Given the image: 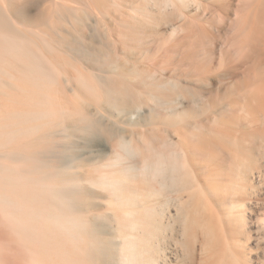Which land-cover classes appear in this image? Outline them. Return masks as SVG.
<instances>
[{
    "label": "rangeland",
    "instance_id": "374dc122",
    "mask_svg": "<svg viewBox=\"0 0 264 264\" xmlns=\"http://www.w3.org/2000/svg\"><path fill=\"white\" fill-rule=\"evenodd\" d=\"M30 1L29 0H7V1L6 0H0V2H1V4H0L1 5L0 6V25H1L0 26V50L2 51V52H0V55H3V56H0V62H1L0 66L2 65L1 68L5 67L4 68L5 70H7L8 68L10 69V67H12L10 69L12 71H10L9 69L7 70V72L1 71L2 72L1 75L3 73L4 74L8 73V74H6V76L4 75L6 78L2 77L3 75L0 76L1 80L3 78H5L2 80V81H4V83L2 81H0V84H1L0 85V98H3L4 96H6L9 93H12L11 91H13V89H15V87H16V84L14 85V82H16V80H15L16 78L21 76V74L22 75L25 74V72L28 71V69H30V68L31 69L28 71V73L31 72V70H32L31 73L35 72L33 67L37 64V62H38V64L34 68L37 69L38 68L37 66L39 64L41 66L39 68H43V62H46L45 59H47L48 62H50V63L53 62V66L55 63H57L59 65V67H58V65L55 64V66H57V68H58V69L57 68H55V69H57L58 71L60 70V72H61L62 78L59 75L60 76L59 78L63 79V81L60 79L61 84H60V81L59 82L56 81V78L58 77L57 75H56L57 77L55 78L56 82L54 81V78H50L56 84L61 85V87L56 85V90H58V89L61 90L62 88L64 90L66 89L65 90L66 94H68L69 96L68 95L67 96L65 95V96L67 98H69L70 100L73 98L79 99L82 97H84L83 99H86L85 96L91 100L90 97H91L92 92L90 90H86L87 88H85V87H84L85 88V90H84V88H83L84 84H82L83 86H81L80 85L81 82H78L79 78L81 79V77H82V79H83L85 76H87V75H85L86 72H84L83 74L81 73V69H84L82 71H85L86 69H87L86 71H89L88 67L91 66V68L93 67L92 69L89 68L91 71L94 68H97L96 70L94 69V71L92 73L95 72V74H96L99 72L101 75L102 71H104L106 69H103L102 71L98 70V69H101L102 67H100V66L103 65V64L98 65V63H99V58L103 57L101 55L104 51H105L104 53L110 52L111 56H113L114 53L115 54L120 53L119 55L127 58V59H125L123 57L125 60L119 61V62H122V63H120L121 65L119 64L120 67L122 66L123 63H124L123 65L125 67L122 66L124 69L118 68V70L119 71L121 70L125 73H127V70H128L129 75L136 74V76L134 75L133 77L134 78L136 77L137 79L139 77V76L137 77V75H139V73H140L141 75H140L139 79H141V80L143 79L142 81H144V80H146V81L145 82L140 81V83L137 81L138 83H135V84H137L136 86H138V84H139L138 87L143 86V85H141V83H143L145 85L147 83V86H148L154 82L151 80V83L149 84L150 80H148L149 76L151 77L152 72H153L152 76L155 78V80L156 79L158 80V78L161 79L162 76H163V78L167 76V78H164V79H168L169 77L171 78V76H174V77H172V79L173 78L182 79L180 81H182L183 84L186 83V85L189 84V82L191 81V80H189V78L190 79L193 78V80L194 79L196 80V84H197V85H195L196 88H197V86H199V88H201V89L198 88V90H201L202 92L204 91L203 93H205L204 94L205 98H202V101H201V97H203V95H202V92L200 91L201 92L200 97H199V100H200L199 103L200 104H198L199 106L196 109H194V110L191 109V100H187L190 98L181 97L180 98V104H178L176 106L175 111L171 112L169 110L168 111L166 110L165 112L164 111L162 112V110H160L162 113H159V114L156 113L157 111L156 112L154 111V113L152 112V115L154 116V119H153L154 121L152 120L153 122H151L152 125L150 123L151 120H149L148 123L146 122L148 120L147 115H149V114H145L146 116H143L142 118H140L139 121H141V124L144 125L145 131H148L147 134H151L152 132H154V134L156 133L161 138L168 137L171 140H174V141L176 140L175 142H177V140L179 141V139L181 137H183V138L186 137V133H189V131H191V132H192V130L195 131L197 128H198V130H201L200 131L201 134L204 135L203 138L206 141H209L208 143L210 144L212 151H214V152H210V153L207 152L206 153L207 156H209V158L211 157L210 159H212V161H210L208 158L206 159L207 160L206 161L205 158H203V156H205V155H202V153H201V157H199L200 155L198 157L194 156L195 159L193 158L192 164L194 163L196 167L202 169V170L199 169V171H198L199 176H200L199 178H201L202 181L204 180V185L207 188H209V186H210V189H211V187H214V190H213L214 194L212 196L214 197L216 195L217 197H215L214 199L216 201L218 200L217 202L214 200V206H209L210 212L212 211L209 215L212 214V216H214V218L212 217L211 221H212V223H214L213 226H214V230H215L214 231V237H213L214 241H212L214 243H211L209 240H212L213 238L209 239L208 237H206L204 235V233H202L203 231H202L201 226H200L201 225L200 223L202 222L201 218L203 216V210H204V206H205L204 198L201 197V194L197 195L195 193V191H198V189H195L197 187H194L191 184L189 185V187L187 189H183V191H181L180 193H178L177 191L175 192L176 189L175 190L169 189V190H167L168 192L167 191L163 192L161 194L163 196V199H162V196L160 194L155 195V196L153 195V197H156V198L151 197L152 196L151 194H147V193H149V191L148 192H145V191H147L148 188H150L148 190H151L152 185L150 184V186H149V183H145V181L143 182V181H140V179H139L140 182L138 181L137 187L140 189L139 192H140L141 198L135 197L137 200V202H136V200H134L135 198L133 195L132 200H134L133 201L134 204H132V202H131V204H129V206H127V204L126 205L115 204V202H111L112 203L111 204L110 202H108V201H110V200H108V199H110V198H108L110 196L108 195L107 192H105V195H106V197H105L104 193H102L101 191L95 192V190L92 189V192H91V190H90L91 187L84 189L85 191L87 189H89L88 190L89 199H87L88 197L82 199L83 197L80 198V195L77 193V192H79L78 190L80 187L79 186H74V187L72 186L70 188V190H68L69 193L68 192L67 193L69 194V196L72 195L70 204L73 206V209L69 203L68 204L71 208H68L69 207L68 205H66V208H68L69 212H70V209H72L71 214L73 215V213H75V216L73 215L75 220L80 217L82 220L80 218H79V220H81L82 222L84 220H89L90 224L91 223L93 224V222L90 221L92 218H93L92 221H95V222L98 221L97 223L99 224L100 227L101 226L102 227L100 229V227L97 226L98 224H96L97 227L96 226L95 227L100 230V231H97V233H99L98 235L99 236L101 235L100 237L103 238L104 236H106V232H108L107 236L104 237V239L106 238L105 240H107V237H108L107 241H109L110 237H113V238H110L111 240L109 243L110 245L112 244L111 245L112 249H111L110 245H108L109 247L106 245L105 249H106V247H107V249L105 251H107V253L102 249L99 250L97 253L96 251L94 252L95 249L93 250L92 246H90L91 248L89 246H87L86 247L87 252H86L85 251L86 245H89V244L93 245V246H95V245L93 242V238L89 234H85L82 232L83 225H82V222L79 220L76 221V224H77L76 226H78L76 228L81 231V232L79 231L81 235H79V237H78L79 241H78L77 246L78 245L79 246L85 245L84 250L82 251V252H84V254L83 253L80 254L81 248H80V251L78 248H73V247H77L75 243L71 244V246L73 245V247H72L73 249H70V247H67L70 243H67V246L62 245V244H65L66 241L68 240V239H66V241L64 242L63 238L59 237V236H63L64 234L62 232H64L65 235L63 237L66 238V231H64V229H60L61 232H60V230H56V232L58 231V233L56 234V236L54 235V237L55 238L58 237L60 239V240L58 239V242H57V240L54 239V237H52L53 235H52L51 231H50V234H51L50 238H53L55 241L51 240V242H50L49 236H47V234L49 235V233H47V231H44V233L42 232L43 235H42V233H40L41 235L40 234L39 235L42 236V238H43L42 240L49 241V242L44 241V243H53V244L56 243L57 246H59L61 241H63V243L60 245L65 250L63 248L60 249L61 246L56 247V249H55L53 247L54 246L53 245L51 248V246L49 247L50 244L46 245L43 243V241L42 242L40 241V243H42L43 245L38 246V244H40V243H37V241H39V240H35L32 238V240H35L34 243H36V248L38 249L39 247H43V246L47 247L48 246L49 248L47 247L48 249L47 248L46 249L48 250V253H51L50 255H52V256L46 255L47 251L44 249L45 247L40 252L45 250L46 251V252L44 251L45 256L46 257L50 256L49 258L53 257L52 259L56 258L57 263L59 261V264H64V262H63L65 260L64 258L68 255L70 256L69 252H71V250L73 251V252H71V257H70V259H69V257L66 258L69 261L65 260V262H66L65 264H76V263L79 264V262H80V264H83V263L84 264H108V263L111 264V263H113V261H115L113 264H124V262H125L123 260L124 258H121V257H125V255L122 256L120 253V250H119L120 249L119 244L120 245L122 244L123 239L121 240V237L119 236L120 239L118 241L117 238H119V237H117L118 235H116L118 233L115 234L118 226H120L119 224H117V223H119L120 220L117 219L118 222H116V220L111 221V219H108L107 217H109V214L110 215L112 214L113 210L114 211L118 210L117 214L120 215L122 212V209H123V212L121 214V217H123L124 211H129L130 209L133 210L136 206L135 210H137V211H135V210L133 211L136 213H133V212H131V213L133 215L137 214L136 217H138V218L140 217L138 219V222L139 223H145V225L143 224V226H142V224H141L139 226L137 224L138 228H136L137 227L136 222H134V221H136L135 218L134 217H129V218L126 217L127 220L124 218L121 219L122 222H120V224H123V223L124 224L122 225V227L121 226L120 227L123 229L124 228L126 229V226H127V229H126L127 233L130 232L134 235L136 233L137 234L139 233V235L141 237L136 234L135 235L136 238L144 237V238L140 239V241L143 239H146L145 233L147 230L145 231V229L150 228L151 226L149 227V224H146L147 220H143V219H146V218H144V216L147 217V212L150 210V208L155 209L156 210L155 213L157 212L156 213L157 219H154V220H156L157 226L154 224V222H155L154 221L152 228L153 229H155V228L160 229V227H161L162 230L161 229L160 230L162 232L160 230H158V232H157L158 234L156 235V237L159 239H157L155 237L156 240L153 239V241H150V242H152L153 247L157 249V252H158V254L156 253L158 255L157 257L160 256V258L163 260V261L160 260V262L158 261L159 263H162V264L165 263L166 264V262H167V264H232V263L233 264H264V229H263L264 227L262 228L260 226V224L264 220V143L261 142L262 139L259 138V137H261V134H262V136L264 135V131H263L264 130V123L262 124V118L264 120V116H262V114L264 113V108L259 107V106H263V104H264V103H262V102H264V99H263L264 98V66H263L264 60H261V59H263L262 57L259 58V56L254 55V52H256L255 50H257V51L261 50L260 52H263L262 54L264 55V18H263L264 17V12H263L264 11V0H253V1L252 0H183V1L182 0H171V2H168V3L170 4L173 1H176L177 2V9H179V8L180 9L175 10L176 6L172 8V6H170L167 3V5H169V7H170V8L169 7L167 8L166 4H165V7L167 8L168 11L165 8H163V10L165 9L164 11L159 10L161 6H164V4L161 5L160 7H156V5H155L156 3L159 6L158 0L157 1L155 0L156 2L154 0H148L149 1L148 3H147V1L145 2L143 0L142 1L141 0H132V1L131 0L130 1L129 0H100V7L96 6V5H99V3H98L99 0H98V2H97V0H94L97 3H93L94 1L92 0L93 1L92 5L89 4L91 2V1L89 2V0H87L88 2H86V0H81V1L78 0L80 2V4H78L79 2L77 0H74V1L73 0H66V6L68 7L67 8L68 12L73 14V16L70 14L69 18L72 17L73 21L71 20L72 18L66 20L68 18V16L65 19V18H63V16H61L58 13V11L56 9L57 7H55V6H57V0H56V4H55L54 0H43V1L42 0H33L34 3L33 2L32 3L34 5L33 4L30 5L29 4ZM40 1L44 4L40 3ZM84 1L86 3H88L89 5L86 7L82 6V5H86ZM115 1H119V2L116 3ZM121 1H122V4H121L122 6H118V5H120ZM151 1H154L153 4L154 3L155 4L153 5ZM160 1H162V0H159V2ZM164 1H166V0H164ZM168 1H170V0H168ZM27 3L29 4V6ZM35 3H37V4L35 5ZM81 3H82V5H81ZM2 4L3 5L5 4V5L9 6L10 8H14V9L16 7H21L22 5H23L22 7L28 6V8L26 7L25 9H26V11H28V13L30 15L27 18V20L25 21V20H20L21 18L18 19V17L16 15H14V13H13V15H14L13 17H15V18L17 17L16 22H14V21H12V19H10V17H8V16H10L8 14V12L4 11L6 6L4 5V9H3ZM172 4L175 5L174 2ZM32 5L34 8L32 7ZM93 5L96 7H94ZM136 5H137V8L134 7ZM92 6H93V9L97 8L99 10L97 12L91 8L89 10L88 8L92 7ZM128 6L130 7V9L132 11L129 9ZM142 7L144 8L143 9L144 11L142 10ZM145 7H147V10H145L146 9ZM71 8H74V9H71ZM97 9H95V10H97ZM81 10L85 11V12H82ZM128 10H130L131 12ZM180 10H181V12H180ZM91 11H94V12H91ZM100 11L102 14L100 13ZM137 11H140L141 13L139 12L140 13L139 14ZM172 11L174 12V14ZM175 11H179V14H178V12H175ZM79 12L81 13V15ZM76 13L77 14L79 13V14L77 15ZM128 13L131 15L129 16ZM165 14H167V15H165ZM53 15H55V16H53ZM74 19H75V22H74ZM13 20H15V19L13 18ZM18 20H19V22H17ZM11 21L14 24L11 23ZM20 21H22V22H20ZM71 21L73 23H75L76 25L75 24L73 25ZM18 23H19V25H18ZM22 23H24L25 27L22 26L23 25ZM192 24L195 28L192 26ZM42 25H44V27H45V25L49 26V27L44 28ZM41 27H43L46 30L48 29L47 32H50V34L52 35V38L50 37L51 35L47 33L49 36L48 38L46 37L47 40L42 39L45 36H47V34H45L44 37H43V35H41V37H40V34L45 33V32H43V33L41 32V29H43ZM181 27H182V29L180 30ZM124 30H126V31H124ZM176 30H178V31L176 32ZM22 31L24 34L22 33ZM113 31H115V32L117 31V32L115 33ZM194 31H196V32H194ZM10 32L13 35H11ZM107 32H108V34H107ZM111 32L116 34V37L118 39V40L116 39L117 42L120 41L119 37L121 34H122V36L127 35V37L124 36L125 38H124L123 42L122 41H120V42H121V45H123V43H126V44L128 43L127 45L130 44L129 47H127V49H124L126 46H124V47L122 46V48L119 49L120 51H118L117 53L115 52L116 49H114L115 46H114V48H113V45H111L112 47L111 46L108 47L110 44H112V43L109 44V42H110V41L108 42L109 37H107V35H110L109 33H111ZM14 34H15V36H14ZM117 34H119V37L117 36ZM10 37H11V39H10ZM15 39H17V41H14ZM30 40L33 41L34 43L30 42ZM62 40H64L63 43L60 42ZM19 41H21V42H19ZM25 41L29 42V43H26ZM56 41H58L59 44ZM8 42H10V44ZM64 42H66V43H64ZM120 42H119V45H120ZM15 43L16 44L19 43L17 45L21 44L20 47L22 46L23 43H25L26 46L23 44V46H24L23 49L22 48L16 49L17 45L15 46V48H13L14 47L13 45H15ZM44 43L47 46H43V45H45ZM71 43L74 44L75 47H74V45L72 46ZM27 44H29V46L31 44V46L29 47V46H27ZM32 44H33V47H32ZM50 44H52V45H50ZM37 45L40 46L38 49L39 53H36V52H38L37 51V48H38ZM119 45H118V48H119ZM1 46H2V48H1ZM34 46H36L37 48ZM27 48H30L31 52L34 50L33 54L34 53H36V54L32 55L30 50L28 53ZM101 48H102V50L97 52V50L101 49ZM104 48L105 49L111 48V50L114 53L112 54L111 50L110 51H107V50L103 51ZM252 48H254V49H252ZM21 49L24 50V52L23 51H22V53L19 52L22 55L20 54L21 56L17 57V52L19 50L21 51ZM122 49L125 50V52L123 54H121ZM16 50H18V51H16ZM85 50L89 51L88 53L91 52L90 58L94 57V56H96V57L101 56V57H97L98 62L95 59H94L95 60L94 61L93 58L87 59L86 56H89L90 54L87 53L88 55L87 54L85 55V53L87 52ZM94 50L96 52V55H95V53H93ZM251 52H253L252 55H254L253 56L254 58H252V55H249V54H251ZM19 53H18V55H19ZM97 53H99V54H97ZM40 54H42V55L44 54L45 58H44V56L42 57ZM14 56H15V58H14ZM27 56H28V58H27ZM22 57H23V59H22L23 62L21 60L20 61L23 64L21 65V63H19L20 61L18 62L15 59L18 60V59H21ZM32 57H34V58H32ZM39 57H41V58H39ZM96 57H94V58H96ZM42 59H44V61ZM13 60H14V62H13ZM26 60H29V62ZM261 61H262V63H261ZM2 62H3V64H2ZM25 62H27V64ZM94 62H96V63H94ZM190 62L196 63L195 64L196 66H194V63L192 65ZM30 63H31V65H30ZM180 64H182V65H180ZM8 65H10V67L6 68ZM27 65L29 66V68ZM32 65H34V66H32ZM45 65L47 67V62L44 64V66ZM49 65L50 64L48 63V67H49ZM51 65H52V63H51ZM98 66H99V68H98ZM136 66L138 69H135ZM192 66H193V68H192L193 70L190 72H192L191 75L193 77H191L190 75H189L190 76L189 77L187 75V73H188L189 69H191ZM13 67H15V68L13 69ZM46 67L44 69H46ZM48 67L45 70L46 73L48 72ZM77 67L81 68V69H78ZM62 68H63V71H62ZM74 68L76 69V71L80 70L81 77L78 74H75L77 72L75 70L73 71ZM103 68H105V67H103ZM108 68H110V67H108ZM126 68H129L130 70L131 69L132 70L130 71L129 69H126ZM178 68H180V70H182V71H180ZM17 69H18V71H17ZM49 69H51V68H49ZM97 70H98V72H97ZM110 70H111L110 72H113V73H115L114 71L118 72L117 68L114 69V67L110 68ZM146 70H149V71H146ZM152 70H154V71H152ZM194 70L196 71V74H195ZM9 71H10V74H9ZM13 71H16V72L13 73ZM21 71H25V72H21ZM64 71L66 72L64 74H68L67 77L70 76V79L68 78V80H70V81H68V83L69 82L71 83V81L74 82V83L70 84V87H71V85H73L72 87L74 90L76 89L75 91H77V89L78 90L80 89V91L75 92V93L80 92V94H78V95H80V96L83 95L82 97L78 96L77 94H75L76 97H74V93H73L74 91L71 92V90H70V89H72V87L70 88L67 83H64V82H66L64 80H67V79H65L67 77L62 75V73ZM91 71L88 72L89 76L92 75V74H90ZM168 71H169V73H168ZM18 72L21 73L19 76H18ZM128 73L126 75H128ZM14 74H17V76ZM7 75H11L12 78H10L8 76L10 78V81H9V78H7ZM52 75H54V72ZM97 75L99 78L101 77L99 74H96L95 76H97ZM155 75H157V76L155 77ZM72 76H73V78L71 80ZM77 76L79 78H77ZM13 77H14V80H13ZM98 77H96V78L98 79ZM130 77H132V76H130ZM11 79H12V81H11ZM50 79L48 80V82H50ZM82 79H81V81H82ZM129 79H131V81L134 80L133 78H129ZM186 79L189 80V82H186L185 81ZM6 81L8 83L13 82L12 84L10 83L11 88L13 85L15 87L13 86L12 89L9 88L10 85L8 83H6ZM134 82H129V83L134 84ZM158 82H159V80H158ZM192 84H195V83H192ZM5 85H8L7 88ZM75 86H76V88H74ZM147 86L145 89H144V87H142L140 89L143 92H145V94H146V92L148 93V91H146L148 89ZM151 87H153V86H151ZM5 88L7 90H5ZM63 89L60 92L65 94ZM87 91L90 93L87 94ZM229 91H230V93H229ZM262 92H263V94H262ZM1 93H3V94H1ZM62 93H58V94L61 95ZM63 94L61 96H63ZM84 94H85V96H84ZM94 94H96V93H94ZM254 94H255L256 99L253 97ZM70 95H72V96H70ZM93 95H92V98L94 97ZM259 95H260V97H259ZM98 97H99L98 95H97V98L95 96V98H93L91 100V102L89 103L88 106L85 105L83 111L87 112L88 114L98 115V113H97V112H99V111H97V109H99L98 107L103 105L100 108H103V109L107 108L106 104L104 105L105 102L103 99H101L99 101V102L102 101V103L104 102L103 104L96 102L98 100ZM67 98H65V99L67 100ZM259 98H261L262 100ZM95 99H97L95 101V103H96L95 106H94V104L90 105V104H92V101ZM181 99H183V100H181ZM251 99L254 100L256 103L254 101H252L253 102L252 103ZM258 99L261 101H259ZM90 100H88V101H90ZM248 100H250V101H248ZM258 101L262 105L257 104V103H259ZM151 102H153V101H151ZM185 102H187V103H185ZM188 102H190V103H188ZM250 102L253 106L250 104L251 106L249 108L247 106L249 105ZM149 104H151V103L149 102ZM245 104H248V105L246 106ZM243 105H245V107H247L246 109H248V113L246 114L247 116L251 112V115L249 117H247L245 115V113L243 112V110H242L243 108H241ZM86 106L87 107L90 106V108L85 109ZM152 106L153 105H151V108H154V110H156L155 105L153 107ZM144 107H146V106H144ZM147 108H150V107L147 106ZM147 108H144V109H147ZM62 109H63V107L59 109L61 111L58 110L59 114H57L58 115V116H56L57 118H54L55 116L54 117L50 116L49 117L50 119H48V116L44 115L43 118L45 120L42 119V121H41L42 117H40V115H38L40 117L41 122L38 125H36V127H37V128L35 127L36 129L34 128L32 130H30L31 128L29 129V127H31V125H29V124H25V126H23L24 124L21 125V123H20L21 126L20 125L18 126V124H19V122H18L16 124L15 128H13V127L10 128V126L8 127V124L11 125L12 123L11 122L9 123L8 122L9 120H6V119H5V121L0 120V122L4 126V128L6 126H7V128H9L8 130L7 129L2 130L3 126L0 124V127H2V128H0L1 129L0 133L6 132L8 134V135H6V133H5V135L2 134L3 136H1V134H0V160L1 161L4 160L5 159L4 156L6 155V153L7 152L11 153V150L14 149L15 146H16V148L19 147L21 149V147H23V149H24L25 148L24 145H26L27 147H28V145H31L32 148L31 149L28 148L29 150H32L35 148V150L38 151L37 148L40 149V147L42 148V146L46 145L47 143L49 144L51 142L52 146L55 145V143H56V145L62 144L64 149H62L63 147H61V146H56V145L53 146L55 148L58 147L57 149H60V150L61 149L62 150H68V148L70 150V149L74 148V147L70 148V146L73 143V140L75 137L71 138L73 140L72 141L70 140L69 143H71V144H68L70 146H66L67 143H65V140L66 139L68 140L70 138L69 137L70 135H67V136H65V135H66L67 131H69V128H67V127L69 125L72 126V123H73V126H76L78 124V122L75 121L76 118L73 119L70 117L72 113H70V116L64 113L66 116H69L68 119L64 114H60L63 112ZM150 109H148V110L151 112ZM232 109L234 112L231 111ZM63 110L65 111V109H63ZM91 110L93 111V113L91 112ZM256 110H258V111H256ZM145 111H147V110H145ZM145 111H142V112H145ZM158 112H159V110H158ZM102 114H104V113H102ZM102 114L100 113L98 115V117L100 116L99 117L100 119L98 117H97V119L98 120L102 119L101 122L103 121L106 124L107 120L102 118V116H103ZM60 115L61 116L63 115V117L65 116L66 118H62ZM72 116L74 117L75 115H72ZM117 116L118 115L116 114V118H117ZM58 117L59 118L61 117V118L59 119ZM88 117H90V116H88ZM91 117H93V116H91ZM251 117H253V119ZM0 118H2V117H0ZM70 119H73L74 121H71ZM254 119L257 120L258 123L255 121H253L252 123L249 122V121H252ZM63 120H64V122H63ZM76 120H78V119H76ZM95 120H96V117H95ZM173 121L176 122L177 124L175 125L173 123ZM74 122H76V123H74ZM145 124H147V125H145ZM109 125H111V124L109 123ZM249 125H251V126H249ZM41 126H43V127L41 128ZM71 126H69V127H70L71 131H73V126L72 127ZM21 127H22V129H21ZM26 128L28 129V131L26 130ZM74 129H75V127H74ZM138 129H140V128H138ZM178 129H181L182 133L185 135H182V133L179 132ZM210 129L211 130L213 129L212 131H214V135L208 134L211 131ZM258 129H259V131H258ZM17 130H18V132H15ZM65 130H67V131H65ZM202 130L204 132H202ZM205 130L207 131V133ZM10 131H12L14 133L12 134V132H10ZM29 131H31V133L32 132L33 133L28 136V134L30 133ZM178 132L181 134L180 136L178 135L179 134ZM22 133L24 135H22ZM256 133L258 134V138L256 137L257 136ZM67 134H69V133H67ZM70 134H72V133L70 132ZM189 134H187V135H189ZM5 136H6V138H5ZM64 136L66 137L65 140H64V138H65ZM230 136L234 137L235 139H237V141H239L238 142L239 147L242 150L240 148H239L240 150H238L236 147H233L229 143V139H227V138ZM13 137H14V141L11 140V139H13ZM178 137H180V138H178ZM61 138H63V140ZM59 139H61L60 141L62 143L58 141ZM248 139H249V141H247ZM6 140H8V141H6ZM52 141H54V142L56 141V142L52 143ZM74 141H76V140H74ZM154 141H155V143L152 141L154 145L158 143L157 140L154 139ZM240 141H241V144H240ZM7 142H9V143H7ZM10 142L12 143V145H11V147H8V145L10 146V144H11ZM42 142L44 143V145ZM255 143H257V144H255ZM64 144H66V145H64ZM76 144H78L77 146L80 148L79 143H76ZM1 145L3 148L1 147ZM5 145L7 148L5 147ZM39 145H40V147H37ZM73 146H75V145H73ZM19 148H17V149H19ZM28 149L26 151H28ZM93 149H94L95 153L92 151H87L85 154V152H83V154H85V157H86V155H87V157L92 155L91 156L92 158H90V157L85 158L82 155V153L80 154L82 157L79 155L81 158L79 156L77 157V159H79V161L78 160H76V161H78V165L79 164H81V165H79V166L76 165L77 168H75L73 170L75 173L74 176L78 174L77 175L78 178L80 177L79 178L80 181L83 179L81 182H83L84 184H85L84 180L86 178L90 177L91 175H92V177L93 176L95 177V175H97V174H95V172L98 170L97 168H99L100 165L105 164L109 158L108 153L110 154V151L106 150L104 147L99 148L101 150L100 152H103L102 153L103 155L101 157H99L101 154L99 153L98 148L95 149V147H93ZM95 150H97V153L99 154L98 157H97V153ZM106 151L108 153H106ZM208 151H210V150L208 149ZM33 152H34V150H33ZM88 152H92V154L91 153L89 154ZM9 153H7V154H9ZM105 154H106V156H104ZM93 155H95V156L93 157ZM107 155H108V157H107ZM211 155L213 156V158ZM1 156L4 159L3 158L1 159ZM7 157H8V155H7ZM22 157L20 158V156H19L20 159H22ZM9 158H10V156H9ZM82 158H83V161H82ZM196 159H197V161H196ZM87 160H89L90 162ZM86 161L88 163H86ZM80 166H82V167H80ZM94 167H95V170L97 169L96 171L89 169V168L94 169ZM203 167L204 168L206 167V169L203 170ZM83 169H86V171ZM78 170H80V171H78ZM88 171H91V172H88ZM86 172H87V174L88 173L89 174L87 175ZM231 176H233V178L235 180L237 178V181H238V183H240L241 186L243 184L246 187V189L248 190V191L247 190L245 191L247 193V196L249 193L251 194L249 196L250 198H248L249 199L248 201L244 202V200L242 198L243 194H241V192L238 190L235 191V189L232 191H229V189H226V190H228V192H226V190H224L223 192H225V194L221 193L220 190H223V189H221L220 187L222 185L224 186L227 182H231ZM141 180H143V179H141ZM212 182H214V183H212ZM222 182L223 183L225 182V183L222 184ZM225 186L227 187V185H225ZM75 187H76V189H75ZM85 187H87V185ZM191 188H192V190H191ZM233 188L234 187H232L231 189H233ZM93 191L95 194L93 193ZM73 192H74L76 198L73 196L74 195ZM97 192H99V193H97ZM96 194L98 197L96 196ZM218 194H221L222 197L224 195V197L222 198L221 195H218ZM77 195H79V196L77 197ZM165 195L169 196V198H168V196H166L168 201L166 198H164ZM95 196L98 199H96ZM145 196H146V198H145ZM218 196H220V197H218ZM225 196H226V199H225ZM99 197H101V198H99ZM179 197L181 199L183 198L181 203L185 207L183 210L185 212H188L186 214L184 211H183L184 214L179 213V212H182V210L179 207V204H177L178 203L177 198H179ZM72 198H74V199L72 200ZM86 199H87V201L84 202ZM91 199H93V201ZM138 199L140 201H138ZM150 199L153 201L152 202L149 201ZM162 201H165V203L164 202L162 203ZM90 202H93V205ZM139 202H140V205H139ZM142 202L144 203L143 206L145 208L142 206ZM137 203L139 206L137 205ZM166 203H167V206L165 205ZM114 204L117 206H115ZM110 205H111V207H110ZM112 205L114 207H112ZM118 205H120L121 207L123 206L124 208L122 207V209H118V208H121V207H118ZM130 205L133 208H131ZM146 205H148V206H146ZM158 205L159 206L162 205L163 207L165 206L164 209L162 208V206H161V208L163 210H165V208H166L165 211H167V212L161 210V208ZM206 205H209V204L206 203ZM87 206H90V207H87ZM151 206H153V207H151ZM74 207H75V209H74ZM186 207L188 208V210ZM212 207H214V210ZM112 208H116V209H112ZM127 208H128V210H127ZM157 208L160 209V211L157 210ZM88 209H89V212H88ZM139 209H141L143 212L140 211ZM146 209H149V210L147 211ZM179 209H180V211H179ZM91 210H92V214L90 213ZM120 210H121V212H120ZM138 210L140 211L139 213H137ZM241 210L244 211V217H245L244 223H243L244 220L242 221V218L240 217V215H241L240 211ZM106 211H107V213H106ZM84 212H85V214H84ZM96 212H98V213L102 212V213L98 214ZM0 213H1L0 215H3L2 209H1ZM79 213H80V216H79ZM114 213H116V212H114ZM142 213H144V214L141 215ZM158 213H161V215ZM189 213H190V216L192 215L190 219L192 220V218H193L194 222L189 220V222L187 221V223H186L185 218L181 217L180 215L182 214V216L186 217L187 214H189ZM104 214H106L107 217ZM175 214H176V216H175ZM207 214H208V212H207ZM77 215L79 217H77ZM92 215L93 216L95 215V216L92 217ZM140 215L143 217H141ZM81 216H83V217H81ZM85 216H89L90 218L85 217ZM95 217H96V220H95ZM97 217L98 218L102 217L103 219L99 218V220H97L98 219ZM155 217H156V215H155ZM179 217H181V218H179ZM132 218H134V220ZM183 218H184V220H182ZM213 219H214V222H213ZM4 220H5V218L4 219L2 218L1 219L2 223L0 222V224H1L0 225V264H10V263L11 264H32L31 261H29V260L33 259V257H34L33 252H35V251L33 250L34 248L30 249V247L28 246L29 247L28 248L27 245L28 244L30 245L31 243H33V241L30 243L28 242L27 245L24 241H21V243L24 242L25 245L19 244L20 243L19 237L17 236L19 239L18 240L16 238V236H14L12 234L13 228L10 229L9 223L7 222V220H6V222ZM108 220L111 223H109ZM175 220H177V221H175ZM130 221L132 222V224ZM150 221L148 223H150ZM79 222H80V224H79ZM127 222H130V225H129L130 227L128 226V224L126 225ZM157 222H159V223H157ZM161 222H162V224H161ZM133 223H135V225ZM242 223H243V225H242ZM2 224H4V225H2ZM160 224L162 226H160ZM79 225H80V227H79ZM128 227L130 230L128 229ZM139 228L141 230L138 231ZM248 228H250L251 230ZM57 229H59V228H57ZM245 229H247L249 231H246ZM102 230H103V233H102ZM197 230H199V231H197ZM233 230H234L235 235H234V233H232ZM243 230L245 232H243ZM143 231H145V232L143 233ZM59 232L61 233V235L59 234ZM134 232H136V233H134ZM159 232L161 235L159 234ZM246 232H248V233H246ZM250 232H252V233L249 235ZM111 233H113V234L110 235ZM14 234H15V232H14ZM44 234L47 236V238H48L47 240H46V238H44L45 237ZM231 234H233V236ZM102 235H103V237H102ZM126 235H124V236H126ZM80 238H83V239L80 241ZM122 238H124V237H122ZM120 240H121V242H120ZM29 241H31V240H29ZM154 241H156L157 243ZM7 242H8V244H7ZM118 242H119V244H118ZM150 242L148 243V245L150 244ZM5 243H6V246H5ZM113 244H116V247ZM148 245H145L147 247L144 249L143 247H145V246L141 247L142 245L140 244L141 248H139V249H142L141 255L143 256V258H145V256H146V259L150 257V255H148L149 253L147 254V252L149 250H146V249H149ZM33 247H35V245ZM65 247H67L69 249H67V254L65 253L66 256L65 255L63 256L64 252H66ZM80 247H82V246H80ZM150 247H152V246H150ZM49 249H51L52 252L51 251L49 252ZM76 249L78 250V252ZM31 250H33V251L31 252ZM60 250H62L63 252L62 251L58 252ZM114 250H116V251H114ZM163 250H165V251H163ZM27 251H28V254L29 253L31 254V255L29 254V256L31 258L28 256ZM54 251H55V253H54ZM230 251H232V252H230ZM38 252L39 251H37V253ZM57 252H58V254H56ZM111 252H114V253H111ZM212 252L214 253L213 254L214 258H213ZM59 253H61V254H59ZM94 253L97 254L96 255L97 257L95 256ZM109 254H111V255H109ZM115 254H117L118 257H116ZM41 255H42V253L40 255H38L37 258L43 259L41 257ZM58 255H60V256H58ZM84 255H85V258H87V259H84ZM112 255H113V257H112ZM147 255L149 257H147ZM45 256H43V257H45ZM94 256L96 257V259H92ZM103 256H105L106 258ZM233 256H234V258H233ZM57 257L60 259H57ZM73 257H74V259H73ZM89 257H91V258H89ZM166 257H167V259H166ZM27 258L29 259L28 260L29 262L26 260ZM119 258H121V259H119ZM143 258L141 257L140 260H142ZM46 259H48V257ZM91 259L95 263L92 262ZM72 260H73V262H72ZM76 260H79V261L77 262ZM165 260H166V262H165ZM85 261H87V262H85ZM107 261H108V263H106ZM144 261H145V259H144ZM54 263H56V261H54ZM149 264H151V263H149Z\"/></svg>",
    "mask_w": 264,
    "mask_h": 264
},
{
    "label": "bare ground",
    "instance_id": "6f19581e",
    "mask_svg": "<svg viewBox=\"0 0 264 264\" xmlns=\"http://www.w3.org/2000/svg\"><path fill=\"white\" fill-rule=\"evenodd\" d=\"M7 1V0H6ZM30 1V0H29ZM43 1V0H42ZM55 1V4H56V0H54ZM74 1V0H73ZM78 1V0H77ZM81 1V0H80ZM91 1V2H90ZM94 1V0H93ZM92 0H89V4H91L92 5V2H93ZM130 1V0H129ZM132 1V0H131ZM142 1V0H141ZM143 1H147V3L149 2L148 0H143ZM155 1V0H154ZM154 1H151L152 2V4H153V2ZM157 1V0H156ZM155 1V2H156ZM183 1V0H182ZM253 1V0H252ZM31 2V3H30ZM29 2V4L31 5V4H33L34 3V1L33 0H31ZM33 2V3H32ZM36 2V1H35ZM38 2V1H37ZM76 2V1H75ZM79 2V1H78ZM83 2V1H82ZM85 2V1H84ZM86 2H88L87 0H86ZM85 2V4L86 5H82V3H81V5L82 6H84V7H86V6H88L89 4L88 3H86ZM97 2H98V0H97ZM97 2H93V3H97ZM116 3L117 2H119V1H115ZM161 2V3H160ZM159 2V0H158V3H159V6L157 5V3L155 4L156 5V7H160L161 5H163L164 4V6H161L160 7V9L159 10H163V8H165L166 10H167V8L169 7V5L170 6H172V8L173 7H175V10L177 9V2L176 1H173L174 3H175V5H173L172 3H168V2H171V0L170 1H168V0H166V1H164V0H162V1H160ZM196 2V1H195ZM194 2V3H195ZM255 2V1H254ZM8 3V2H7ZM39 3V2H38ZM40 3H42L41 1H40ZM74 3V2H73ZM77 3V2H76ZM99 5H96L97 7L99 6L100 7V0H99ZM133 3V2H132ZM167 3L169 4V5H167ZM252 3V2H251ZM0 4H1V2H0ZM28 4V3H27ZM29 4H28V6H29ZM37 3H35V5H36ZM42 4H44V3H42ZM78 4H80V2L78 3ZM84 4V3H83ZM122 4V1L120 2V5H118V6H122L121 5ZM124 4V3H123ZM137 4V3H136ZM144 4V3H143ZM151 4V3H150ZM153 4V5H154ZM165 4H166V7H165ZM256 4V3H255ZM5 5V4H4ZM4 5L2 4V8L4 9ZM34 5V4H33ZM33 5H32V7H33ZM75 5V4H74ZM90 5V6H91ZM125 5V4H124ZM129 5V4H128ZM145 5V4H144ZM143 5V6H144ZM257 5V4H256ZM1 6V5H0ZM6 7H5V9H4V11H7L8 12V14L10 15V16H8V17H10V19H12V21H14V22H16V19H17V17H18V19H20V20H27V18L29 17V13H28V11H26V7L28 8V6H25V7H16L15 9L14 8H10L9 6H7V5H5ZM53 6V5H52ZM51 6V7H52ZM80 6V5H79ZM94 6V5H93ZM93 6L92 7H87L89 10H90V8L91 9H93ZM96 6H94V7H96ZM133 6V5H132ZM55 7H57L56 9H57V11H58V13L61 15V16H63V18H67V16H68V18L66 19V20H68V19H71V18H69L70 17V14L73 16V14L72 13H69L68 12V7L66 6V0H57V6H55ZM73 7V6H72ZM129 7V6H128ZM134 7H136L137 8V5L136 6H134ZM31 8V7H30ZM34 8V7H33ZM119 8V7H118ZM121 8V7H120ZM123 8V7H122ZM146 9L145 10H147V7H145ZM162 8V9H161ZM170 8V7H169ZM39 9V8H38ZM55 9V10H56ZM71 9H74V8H71ZM76 9V8H75ZM95 9H97V8H94L93 10L94 11H98L99 9H97V10H95ZM129 9H130V7H129ZM139 9V8H138ZM141 9V8H140ZM144 8L142 7V10H143ZM164 9V10H165ZM180 9V8H179ZM179 9H177V10H179ZM49 10V9H48ZM52 10V9H51ZM84 10V9H83ZM88 10V11H89ZM131 10V9H130ZM130 10H128V11H130ZM163 10V11H164ZM56 11V12H57ZM80 11V10H79ZM82 11V10H81ZM87 11V10H86ZM94 11H91V12H94ZM127 11V10H126ZM132 11V10H131ZM130 11V12H131ZM141 11V10H140ZM140 11H137L138 13L140 12ZM144 11V10H143ZM168 11V10H167ZM171 11V10H170ZM174 11V10H173ZM172 11V12H173ZM75 12V11H74ZM82 12H85V11H82ZM113 12V11H112ZM116 12V11H115ZM125 12V11H124ZM129 12V13H130ZM134 12V11H133ZM142 12V11H141ZM140 12V13H141ZM175 12H178V14H179V11H175ZM180 12H181V10H180ZM264 12V11H263ZM13 13H14V15H16L17 17L15 18V17H13L14 15H13ZM80 13V12H79ZM78 13V14H79ZM87 13V12H86ZM100 13H101V11H100ZM114 13V12H113ZM128 13V14H129ZM139 13V14H140ZM165 13V12H164ZM168 13V12H167ZM77 14V13H76ZM77 14V15H78ZM84 14V13H83ZM99 14V13H98ZM102 14V13H101ZM136 14V13H135ZM173 14H174V12H173ZM58 15V14H57ZM80 15H81V13H80ZM131 14H129V16H130ZM165 15H167V14H165ZM169 15V14H168ZM177 15V14H176ZM2 16V15H1ZM53 16H55V15H53ZM120 16V15H119ZM133 16V15H132ZM164 16V15H163ZM7 17V16H6ZM7 17V18H8ZM15 19V20H13V18ZM52 17V16H51ZM101 17V16H100ZM142 17V16H141ZM263 17V16H262ZM5 18V17H4ZM50 18V17H49ZM121 18V17H120ZM125 18V17H124ZM264 18V17H263ZM64 19V20H65ZM165 19V18H164ZM5 20V19H4ZM72 21H73V18L71 19ZM7 21V20H6ZM11 21V23H13ZM71 21V22H72ZM17 22H19V20L17 21ZM20 22H22V21H20ZM74 22H75V19H74ZM107 22V21H106ZM26 23V22H25ZM96 23V22H95ZM194 23V22H193ZM14 24V23H13ZM23 25L22 26H24V23H22ZM72 24L74 25L75 23H73L72 22ZM105 24V23H104ZM12 25V24H11ZM18 25H19V23H18ZM30 25V24H29ZM76 25V24H75ZM1 26V25H0ZM28 26V25H27ZM43 27H44V25H42ZM102 26V25H101ZM192 26H193V24H192ZM10 27V26H9ZM12 27V26H11ZM21 27V26H20ZM25 27V26H24ZM43 27H41V28H43ZM45 27L46 28H48L49 26H46L45 25ZM44 27V28H45ZM85 27V26H84ZM112 27V26H111ZM133 27V26H132ZM194 27V26H193ZM198 27V26H197ZM15 28V27H14ZM43 28V29H44ZM60 28V27H59ZM74 28V27H73ZM87 28V27H86ZM109 28V27H108ZM189 28V27H188ZM195 28V27H194ZM4 29V28H3ZM6 29V28H5ZM41 29V32L43 33V32H45L44 34H40V37H41V35H43V37L45 36V34H50V32H47V30L46 29ZM75 29V28H74ZM182 29V27L180 28V30ZM8 30V29H7ZM18 30V29H17ZM76 30V29H75ZM91 30V29H90ZM111 30V29H110ZM175 30V29H174ZM179 30V29H178ZM178 30H176V32L178 31ZM3 31V30H2ZM9 31V30H8ZM19 31V30H18ZM50 31V30H49ZM112 31V30H111ZM124 31H126V30H124ZM129 31V30H128ZM32 32V31H31ZM109 32V31H108ZM108 32H107V34H108ZM113 32H115V31H113ZM113 32H111V33H109L110 35H107V37H109L108 38V42H109V44L110 43H112V44H108L109 46L108 47H110L111 45H113V48H114V46H115V48L114 49H116V53L118 52V51H120L119 49H121L122 48V46L124 47V46H126L124 49H127V47H129V45H127L126 43H123V45H121V42L120 41H122L123 42V40H124V38L125 37H127V35H124V36H122V34L120 35V37H119V34H117V36L119 37V42H120V45H119V42H117V37H116V32L115 33H113ZM194 32H196V31H194ZM22 33H23V31H22ZM34 33V32H33ZM193 33V32H192ZM9 34V33H8ZM10 34L11 35H13L11 32H10ZM24 34V33H23ZM48 34H47V36H45L44 38H42V39H46V37L48 38L49 36H48ZM137 34V33H136ZM196 34V33H195ZM4 35V34H3ZM26 35V34H25ZM38 35V34H37ZM51 35V34H50ZM67 35V34H66ZM99 35V34H98ZM14 36H15V34H14ZM27 36V35H26ZM71 36V35H70ZM96 36V35H95ZM21 37V36H20ZM19 37V38H20ZM51 38H52V35L50 36ZM80 37V36H79ZM116 37V38H115ZM18 38V39H19ZM86 38V37H85ZM100 38V37H99ZM133 38V37H132ZM10 39H11V37H10ZM29 39V38H28ZM41 39V38H40ZM83 39V38H82ZM81 39V40H82ZM117 39V40H116ZM26 40V39H25ZM32 40V39H31ZM30 40V42H32V43H34L33 41H31ZM43 40V41H44ZM47 40V39H46ZM51 40V39H50ZM49 40V41H50ZM65 40V39H64ZM64 40H62V41H60V42H62L63 43V41ZM5 41V40H4ZM7 41V40H6ZM14 41H17V39H15ZM35 41V40H34ZM42 41V42H43ZM67 41V40H66ZM69 41V40H68ZM204 41V40H203ZM19 42H21V41H19ZM26 42V41H25ZM39 42V41H38ZM46 42V41H45ZM56 42H58V41H56ZM70 42V41H69ZM68 42V43H69ZM182 42V41H181ZM9 44H10V42H8ZM26 43H29V42H26ZM48 43V42H47ZM55 43V42H54ZM64 43H66V42H64ZM76 43V42H75ZM13 44V43H12ZM17 44H19V43H17ZM16 43H15V45H13L14 47L13 48H15V46L17 45ZM24 45H25V43H23ZM23 44H22V46H23ZM42 44V43H41ZM40 44V45H41ZM45 44V43H44ZM58 44H59V42H58ZM57 44V45H58ZM70 44V43H69ZM72 44V43H71ZM126 44V45H125ZM202 44V43H201ZM21 45V44H20ZM20 45H17L16 46V49L17 48H24V46L22 47H20ZM36 45V44H35ZM39 45V44H38ZM37 45V46H38ZM49 45V44H48ZM50 45H52V44H50ZM64 45V44H63ZM67 45V44H66ZM65 45V46H66ZM74 44H72V46H73ZM78 45V44H77ZM118 45H119V48H118ZM253 45V44H252ZM26 46V45H25ZM27 46H29V44H27ZM30 46H31V44H30ZM29 46V47H30ZM43 46H47L46 44L45 45H43ZM70 46V45H69ZM240 46V45H239ZM11 47V46H10ZM32 47H33V44H32ZM34 47H36V46H34ZM39 47L40 46H38V48H37V51L38 52H36V53H39ZM52 47V46H51ZM60 47V46H59ZM74 47H75V45H74ZM112 47V46H111ZM117 47V48H116ZM254 47V46H253ZM256 47V46H255ZM1 48H2V46H1ZM44 48V47H43ZM63 48V47H62ZM89 48V47H88ZM112 48V49H113ZM131 48V47H130ZM9 49V48H8ZM21 49V51L19 50H16V51H18L17 52V57L18 56H21L22 54V51L24 52V50H22ZM32 49V48H31ZM41 49V48H40ZM51 49V48H50ZM78 49V48H77ZM113 49V50H114ZM252 49H254V48H252ZM257 49V48H256ZM260 49V48H259ZM15 50V49H14ZM29 50H30V48H27V51H28V53H29ZM33 50V49H32ZM53 50V49H52ZM100 50H102V48L101 49H98L97 50V52L98 51H100ZM104 50H107V51H110L111 50V48H107V49H103V51ZM240 50V49H239ZM41 51V50H40ZM49 51V50H48ZM82 51V50H81ZM85 51H87V50H85ZM93 51V50H92ZM112 51V50H111ZM123 51V52H122ZM256 52H254V55L255 56H259V58L260 57H262L263 59H261V60H264V55L262 54L263 52H260V51H257V50H255ZM0 52H2L1 50H0ZM19 52H21V53H19ZM30 52H31V50H30ZM33 52H34V50L31 52L32 53V55H35L36 53H34L33 54ZM50 52V51H49ZM89 51H87L86 53H85V55L88 53ZM105 52V51H104ZM103 52V53H104ZM125 52V50H121V54H123ZM133 52V51H132ZM18 53H19V55H18ZM91 53V52H90ZM90 53H88V54H90ZM93 53H95V55H96V52H95V50H94V52ZM100 53V52H99ZM99 53H97V54H99ZM102 53V52H101ZM102 53V55L101 56H103L102 58H99V63H98V65L100 64H103L102 66H100V67H102L101 69H98V70H103V69H106V70H104V71H102V73H101V75H100V73L98 72V70H97V72L98 73H96V74H99L101 77L99 78L98 77V75L97 76H95L96 74H95V72L94 73H92L93 71H94V69L96 70L97 68H94L92 71L90 70V69H92L91 68V66H89L88 67V70L89 71H91L90 72V74H92V75H88L89 73V71H82V70H84V69H81V68H78V69H81V73L83 74L84 72H86V74L85 75H87V76H85L83 79H82V77H81V73H80V70H77L76 71V69L74 68L73 69V71L75 70L77 73H75V74H78L80 77H81V79H82V81H81V79L77 76V78H79V81L78 82H81L80 83V85L81 86H83L82 84H84V86H83V88L85 87V88H87L86 90H90L91 92H92V94H91V100L93 99V98H95V96H96V98H97V95L99 96L98 97V100L97 99H95V100H93L92 101V104H90V105H93L94 104V106H95V101L97 102V103H100V104H103L104 102V105L106 104V107L107 108H105V109H103V108H100V107H102V106H100V107H98L99 109H97V111H99V112H97L98 113V115L101 113H104V114H102L103 116H102V118H104V119H106L107 120V123L105 124L103 121L101 122V120H98L97 119V117H98V115H96V114H88L87 112H84L83 111V109H84V106L85 105H89V103L91 102V100L89 99V98H87L86 96H85V94H84V96H85V98L86 99H83L84 97H82V96H80V95H78V94H80V92L79 93H75V92H78V91H80V89L78 90L77 89V91H75L74 89H73V85H71V87H72V89H70L71 90V92H73L74 93V97H76L75 96V94H77L78 96H80V97H82V98H79V99H69V98H67L66 96L68 95V94H66V89L64 90L63 88V91L65 92V94H63L62 92H60L61 90H56V85H58V84H56L55 82L56 81H60V79L62 78V76H61V72H60V70L58 71L57 69V66H55V64H57V63H55L54 64V66H53V62H51L52 63V65H51V63L50 62H48L47 61V59H45L46 60V62H47V67H48V63L51 65H49V67H48V72L46 73V69H47V67H46V65L44 66V64L46 63V62H43V68H39V67H41L40 66V64L37 66L38 68L37 69H35L34 67H36V65L38 64V62H37V64L34 66V65H32V66H34L33 67V69H34V71L35 72H33V73H31L32 72V70H31V72H29L28 73V71L31 69H28V71H21V72H25V74H21L20 72H18V76L21 74V76H19L18 78H16L15 80H16V82H14V85L16 84V87H15V89H13V91H11L12 93H9V94H7L6 96H4L3 98H0V117H2V118H0V120H3V121H5V119L6 120H9L8 122L10 123H12L11 125H9L8 124V127L10 126V128H15V126H16V124L19 122V124H18V126L20 125V123H21V125H23V126H25V124H29V125H31V127H29V129L30 130H32V129H34L35 127H36V125H38L41 121H42V119H44L43 117H44V115H46V116H48V119H50L49 117L51 116V117H54V118H57L56 116H58L57 114H59V111H61V110H59L60 108H62L63 107V109H65V111L62 109V113H60V114H67V115H69L70 116V113H72L71 114V118H76V119H78V120H76L75 119V121H77L78 122V124L76 125V126H73V123H72V126H73V131H71V129H70V127L69 126H71V125H69L67 128H69V131H67V130H65V131H67V133H69V134H67L66 133V135L65 136H67V135H70L69 137V139L67 140L66 139V137L64 138V140H65V143H67V145L66 144H64V145H66V146H70V145H68V144H71V143H69L70 142V140L72 141L73 139H71L72 137L74 138V140H76V141H74L73 140V143L71 144V146H70V148H72V147H74V148H72V149H70L69 150V148H68V150H62V149H64V147H63V145L61 144V145H56V141L54 142V141H52V143H55V145L56 146H61V147H63L61 150L60 149H57V148H55V147H53V146H55V145H51V142L48 144H46V145H44V143H43V145L44 146H42V148L40 147V145L39 146H37V147H40V149L39 148H37L38 149V151L37 150H35V146L33 147L34 149H32V150H29V149H31L32 148V146L31 145H28V147L26 146V145H24L25 146V148L23 149V147H21V149L19 148V147H17V148H19V149H17L16 148V146H15V148L17 149H12L11 150V153H9V152H7V153H9V154H7L6 153V157L4 156V158L1 156V159L3 158L4 160H0V208L2 209V212H3V215H0L3 219L5 218V222H6V220H7V222L9 223V226H10V229H12L13 228V235L14 236H16V238L18 239V237H19V244H24L25 245V243H26V245H27V243L29 242H32L33 241V243H31L30 245L28 244L27 245V247L29 246L30 247V249L31 248H34L33 250L35 251V252H33L34 253V257H33V259H31V260H29L28 258L30 257L29 256V254H28V251H27V254H28V258L26 259L27 261L29 260V261H31V263L32 264H56L57 263V260H56V256L54 257L55 259H52V258H49L50 256H52V255H50L51 253H48V248L51 246V248H52V246L56 249V247H59V246H61L60 244H62L63 243V241L65 242L66 241V239H68L67 241H66V245L65 244H62L63 246H67V243H70L67 247H70V249H73V248H78L79 249V251H80V248H81V252H80V254L81 253H83L84 254V252H82L83 250H84V246L83 245H80V246H82V247H80L79 245L77 246V244H78V237H79V235H81L80 234V230L79 229H77L76 227H78V226H76L77 224H76V221L77 220H79V216H80V213H79V216L77 215V217H79L78 219H76L75 220V218H74V216H75V213H73V215L71 214V210L73 209V206L70 204L71 203V196H69V192H68V190H70V188L73 186H79L80 188H79V192H77L79 195H80V198L81 197H83L82 199H84V198H87V199H89V196H88V194H89V192H88V190L89 189H87L86 191L84 190L85 188H89V187H91V192H92V189H94L95 190V192L96 191H101L102 193H104V195H105V192H107L108 193V195L110 196V197H108V198H110V199H108V200H110V201H108V202H115V204H120V205H126L127 204V206H129V204H131V202H132V204H134L133 203V201L134 200H136V198H138V197H140L141 198V195H140V192H139V188L137 187V183H138V181H139V179H140V181H145V183H149V186H150V184L152 185V188H151V190H148V189H150V188H148L147 189V191H145V192H148L149 191V193H147V194H151L152 196L151 197H153V195L155 196V195H158V194H162L163 192H166L167 190H169V189H176L175 190V192L177 191L178 193H180L181 191H183V189H187L188 187H189V185L191 184V185H193L194 187H197V188H195V189H198V191H195V193L197 194V195H199V194H201V197L202 198H204V203H205V206H204V210H203V216H202V218H201V229H202V233H204V235L206 236V237H208L209 239H212L213 237H214V226H213V224L214 223H212V221H211V219H212V217L214 218V216H212V214L211 215H209L211 212H210V208H209V206H214V198L215 197H217L216 195L213 197L212 195L214 194V187H211V189H210V186H209V188H207L205 185H204V180L202 181L201 180V178H199L200 176H199V173H198V171H199V169H201V168H198V167H196L195 166V164L193 163L192 164V160H193V158L195 159V157H198L199 155V157H201V153H202V155H205V156H203V158H205V160L208 158L210 161H212V159H210L209 158V156H207V152H214V151H212V149H211V147H210V144L208 143L209 141H206L204 138H203V136L204 135H202L201 134V130H198V128L195 130V131H193L192 129V132L191 131H189V133H186V137H178V138H180L179 139V141L177 140V142H175L174 140H171L170 138H168V137H163V138H161V137H159L156 133L154 134V132H152L151 134H147V132L148 131H145V127H144V125L143 124H141V121H139L140 120V118H142L143 116H146L145 114H149V115H147V118H148V120L146 121L147 123H148V121L149 120H151L150 121V123L151 122H153L154 120V116L152 115V112L154 113V111L156 112V113H162L163 111L165 112L166 110L168 111H171V112H173V111H175V109H176V106L178 105V104H180V98L181 97H188V98H190V99H187V100H191V109H196L199 105L198 104H200L199 102H200V100H199V97H200V94H201V90H198V88H199V86H197V88H196V86L195 85H197L196 84V80L194 79L193 80V78H189L190 76L191 77H193L192 75H191V73L192 72H190V71H192L193 69V66L191 67V69H189V71H188V73H187V75L189 76H187L188 78H189V80H191L190 82H189V80H185L186 82H189V84H187L186 85V83L185 84H183V82L182 81H180V80H182V79H176V78H173L172 79V77H174V76H171V78L169 77L168 79H164V78H167V76L166 77H164L163 78V76H162V80L161 79H159L158 78V80H159V82H158V80L156 81L155 80V78L152 76V73H151V77L149 76V78H148V80H150L149 81V84L151 83V80L152 81H154L152 84H150V85H148L147 86V83H146V85L145 84H143V83H141V85H143V86H141V87H138L139 86V84H138V86H136L137 84H135V83H140V81L141 82H145L146 80H144V81H142L141 79H139V77H140V73H139V75H137V77H138V79L136 78H134L133 76L135 75L136 76V74H131V75H129V71L127 70V73H128V75H126L127 73H125V72H123V71H119L118 70V68H123V67H125L123 64H122V66L120 67V63H122V62H119V61H121V60H125V59H127L126 57H122L121 55H119L120 53H117V54H115L113 51H112V54L114 53V55L113 56H111V54H110V52H107V53H104L103 54ZM130 53V52H129ZM250 53V52H249ZM252 53L253 52H251V54H249V55H252ZM21 54V55H20ZM24 54V53H23ZM26 54V53H25ZM87 54V55H88ZM131 54V53H130ZM199 54V53H198ZM12 55V54H11ZM27 55V54H26ZM31 55V54H30ZM42 57L44 56V54L42 55V54H40ZM62 55V54H61ZM200 55V54H199ZM254 55H252V58H254L253 56ZM0 56H3V55H0ZM90 56H91V54L89 55V56H86L87 57V59H92L93 58V60L95 59L96 61H97V57H101V56H94V57H96V58H94V57H91L90 58ZM93 56V55H92ZM182 56V55H181ZM30 57V56H29ZM123 59H122V58ZM14 58H15V56H14ZM13 58V59H14ZM20 58V57H19ZM27 58H28V56H27ZM32 58H34V57H32ZM39 58H41V57H39ZM44 58H45V56H44ZM47 58V57H46ZM63 58V57H62ZM258 58V57H257ZM258 58V59H259ZM23 57L21 58V59H15L16 61H22L23 62ZM31 59V58H30ZM52 59V58H51ZM61 59V58H60ZM101 59V60H100ZM3 60V59H2ZM43 61H44V59H42ZM69 60V59H68ZM72 60V59H71ZM94 60V61H95ZM4 61V60H3ZM19 62V63H21V65L23 64L22 62ZM26 61H28L29 62V60H26ZM190 61V60H189ZM13 62H14V60H13ZM98 62V61H97ZM125 62V61H124ZM167 62V61H166ZM176 62V61H175ZM17 63V62H16ZM26 64H27V62H25ZM66 63V62H65ZM94 63H96V62H94ZM126 63V62H125ZM191 63V62H190ZM193 63L194 62H192L191 64L193 65ZM261 63H262V61H261ZM0 64H1V62H0ZM2 64H3V62H2ZM29 64V63H28ZM120 64V65H119ZM132 64V63H131ZM130 64V65H131ZM196 63H194V66H196L195 65ZM263 64H264V61H263ZM11 65V64H10ZM10 65H8L6 68H8V67H10ZM30 65H31V63H30ZM58 65V64H57ZM69 65V64H68ZM134 65V64H133ZM132 65V66H133ZM180 65H182V64H180ZM185 65V64H184ZM2 66V65H1ZM1 66H0V76H2V77H5L6 76V74H8V73H6V74H2L1 75V73L2 72H4V71H6L7 72V70L9 69H7V70H5L4 68H1ZM26 66V65H25ZM28 66V65H27ZM71 66V65H70ZM178 66V65H177ZM186 66V65H185ZM191 66V65H190ZM264 66V65H263ZM46 67V69H44ZM58 67H59V65H58ZM81 67V66H80ZM103 67H105V68H103ZM108 67H110V68H112V67H114V69H116L117 68V71L118 72H116V71H114L115 73H113V72H110L111 70H110V68H108ZM116 67V68H115ZM129 67V66H128ZM12 67H10V69H11ZM15 67H13V69H14ZM17 68V67H16ZM28 68H29V66H28ZM49 68H51V69H49ZM55 68H57V69H55ZM73 68V67H72ZM87 68V67H86ZM90 68V69H89ZM98 68H99V66H98ZM108 68V69H107ZM132 68V67H131ZM197 68V67H196ZM195 68V69H196ZM201 68V67H200ZM3 69V70H2ZM9 69V70H10ZM27 69V68H26ZM124 69V68H123ZM126 69H129V68H126ZM135 69H138L137 68V66H136V68ZM179 70H180V68H178ZM182 69V68H181ZM130 70V69H129ZM132 70V69H131ZM130 70V71H131ZM169 70V69H168ZM2 71V72H1ZM10 71H12V70H10ZM10 71H9V74H10ZM17 71H18V69H17ZM57 71V72H56ZM62 71H63V68H62ZM100 71V72H101ZM140 71V70H139ZM144 71V70H143ZM142 71V72H143ZM146 71H149V70H146ZM151 71V70H150ZM152 71H154V70H152ZM165 71V70H164ZM180 71H182V70H180ZM184 71V70H183ZM16 71H13V73H15ZM53 72H54V75H52L53 74ZM56 72V73H55ZM136 72V71H135ZM185 72V71H184ZM194 72H195V74H196V71L194 70ZM12 73V72H11ZM64 73H66L65 71L62 73V75H64L65 77H67V75L68 74H64ZM68 73V72H67ZM133 73V72H132ZM137 73V72H136ZM162 73V72H161ZM168 73H169V71H168ZM181 73V72H180ZM190 73V74H189ZM5 75V76H4ZM14 75H16L17 76V74H14ZM58 77H57V76ZM61 76V78H59L60 76ZM71 75V74H70ZM73 75V74H72ZM145 75V74H144ZM158 75V74H157ZM157 75H155V77L157 76ZM12 78L11 77V75H7V78ZM54 76V77H53ZM130 76H132V77H130ZM186 76V75H185ZM15 77V76H14ZM14 77H13V80H14ZM57 77V78H56ZM64 77V78H65ZM96 77H98V79L96 78ZM142 77V76H141ZM153 77V78H152ZM1 78V77H0ZM6 78V77H5ZM5 78H3V79H5ZM10 78H9V81H10ZM50 78H54V81H55V78H56V81L54 82L53 80H51ZM68 78L70 79V76L69 77H67V78H65V79H67V80H64V81H66V82H64V83H67L68 85H69V87H70V84H72V83H74V82H72L71 81V83L69 82L68 83V81H70V80H68ZM72 78H73V76L71 77V80H72ZM129 78H133L134 80H132L131 81V79H129ZM2 79V80H3ZM50 79V82H48V80ZM129 79V80H128ZM164 79V80H163ZM1 79H0V81H2ZM62 81H63V79H61ZM78 80V79H77ZM136 80V81H135ZM161 80V81H160ZM11 81H12V79H11ZM134 82V84H131V83H129V82ZM138 81V82H137ZM194 81V82H193ZM253 81V80H252ZM3 83H4V81H2ZM57 82V83H58ZM199 82V81H198ZM197 82V83H198ZM6 83H8L7 81H6ZM11 84L13 83V82H10ZM10 83H8L9 85H10ZM192 83H195V84H192ZM60 84H61V81H60ZM201 84V83H200ZM199 84V85H200ZM1 85V84H0ZM4 85V84H3ZM145 85V86H144ZM6 86V88H7V86L8 85H5ZM13 86H12V88H13ZM59 87H61V85H58ZM146 86H147V90L146 91H148V93L146 92V94H145V92H143L142 90H140L142 87H144V89L146 88ZM151 86H153V87H151ZM237 86V85H236ZM260 86V85H259ZM64 87V86H63ZM70 87V88H71ZM234 87V86H233ZM258 87V86H257ZM256 87V88H257ZM5 88V90H7ZM9 88H11V85L9 86ZM8 88V89H9ZM11 88V89H12ZM55 88V89H54ZM74 88H76V86L74 87ZM85 88H84V90H85ZM10 89V90H11ZM199 89H201V88H199ZM83 90V91H84ZM254 90V89H253ZM201 91V92H200ZM252 91V90H251ZM7 92V91H6ZM96 93V94H94V93ZM204 92V91H203ZM202 92V95H203V97H201V101H202V98H205L204 97V94L205 93H203ZM58 93H62L63 94V96H61L60 94H58ZM82 93V92H81ZM88 93H90V92H88L87 91V94ZM229 93H230V91H229ZM1 94H3V93H1ZM94 94V95H93ZM252 94V93H251ZM262 94H263V92H262ZM66 95V96H65ZM92 95L94 96L93 98H92ZM69 96V95H68ZM70 96H72V95H70ZM90 96V95H89ZM207 96V95H206ZM67 98V100L65 99V98ZM254 98H255V94H254V96H253ZM258 97V96H257ZM259 97H260V95H259ZM101 99H103L104 100V102L102 103V101L101 102H99ZM253 99V98H252ZM251 99V102L252 101H254V100H252ZM256 99V98H255ZM259 99H261V98H259ZM258 99V100H259ZM264 99V98H263ZM88 100H90V101H88ZM181 100H183V99H181ZM262 100V99H261ZM261 100H259V101H261ZM151 101H153V102H151ZM248 101H250V100H248ZM257 101V100H256ZM258 101V102H259ZM149 102L151 103V104H149ZM209 102V101H208ZM251 102L249 103V105L248 104H245L247 107H249L250 108V106L252 105L251 104ZM255 102V101H254ZM153 103V104H152ZM184 103V102H183ZM185 103H187V102H185ZM188 103H190V102H188ZM253 103V102H252ZM256 103V102H255ZM262 103H264V102H262ZM209 104V103H208ZM251 104V105H250ZM257 104H261L260 102L259 103H257ZM151 105H155V108H156V110H154V108H151ZM245 105H243L241 108H243L242 110H243V112L245 113V115L248 113V109H246L247 107H245ZM262 105V104H261ZM85 107V109H87V108H90V106L89 107ZM144 106H146V107H144ZM147 106L148 107H150V108H147ZM152 106V107H153ZM253 106V105H252ZM93 107V106H92ZM210 107V106H209ZM259 107H263L264 108V104H263V106H259ZM144 108H147V109H144ZM262 108V109H263ZM148 109H150L151 110V112L148 110ZM159 110V112H158V110ZM165 109V110H164ZM220 109V108H219ZM252 109V108H251ZM59 110V111H58ZM145 110H147V111H145ZM160 110H162V112L160 111ZM142 111H145V112H142ZM232 112H234L233 111V109L231 110ZM256 111H258V110H256ZM91 112L93 113V111L91 110ZM90 112V113H91ZM254 112V111H253ZM96 113V112H95ZM194 113V112H193ZM43 116H42V115ZM64 114V115H65ZM116 114L118 115L117 116V118H116ZM170 114V113H169ZM38 115H40V117H42L41 118V121H40V117L38 116ZM72 115H75L74 117L72 116ZM79 115V116H78ZM96 115V116H95ZM251 115V112L249 113V115L247 116V117H249ZM61 116V115H60ZM66 116V115H65ZM63 117V115L61 116L62 118H66L67 117V119L69 118V116H66V117ZM88 116H90V117H88ZM91 116H93V117H91ZM255 116V115H254ZM253 116V117H254ZM262 116H264V113L262 114ZM60 117V118H61ZM95 117H96V120H95ZM100 117V116H99ZM98 117V118H99ZM119 117V118H118ZM183 117V116H182ZM253 117H251L252 119H253ZM46 118V117H45ZM59 118V117H58ZM59 118V119H60ZM261 118V117H260ZM47 119V118H46ZM73 119H70L71 121H74ZM100 119V118H99ZM182 119V118H181ZM45 120V119H44ZM56 120V119H55ZM153 120V121H152ZM175 121V120H174ZM173 121V123L176 125L177 123L176 122H174ZM184 121V120H183ZM253 121H255V122H257V120H252V121H249V122H253ZM63 122H64V120H63ZM180 122V121H179ZM260 122V121H259ZM74 123H76V122H74ZM109 123L111 124V125H109ZM172 123V124H173ZM258 123V122H257ZM264 123V120H263V118H262V124ZM0 124H1V122H0ZM48 124V123H47ZM173 124V125H174ZM261 124V125H262ZM2 125V124H1ZM14 125V126H13ZM20 125V126H21ZM75 125V124H74ZM145 125H147V124H145ZM151 125H152V123H151ZM252 125V124H251ZM251 125H249V126H251ZM3 126V125H2ZM6 126V125H5ZM71 126V127H72ZM260 126V125H259ZM43 126H41V128H42ZM74 127H75V129H74ZM142 127V128H141ZM180 127V126H179ZM0 128H2V127H0ZM37 128V127H36ZM35 128V129H36ZM138 128H140V129H138ZM178 128V127H177ZM181 128V127H180ZM184 128V127H183ZM200 128V127H199ZM4 129H9V128H7V126L4 128V126H3V129L2 130H4ZM21 129H22V127H21ZM24 129V128H23ZM171 129V128H170ZM182 129V128H181ZM181 129H178V131L179 132H181L182 133V131H181ZM261 129V128H260ZM1 130V129H0ZM26 130L28 131V129L26 128ZM149 130V129H148ZM211 130V129H210ZM213 130V129H212ZM210 131V133H208V134H213L214 135V131ZM35 131V130H34ZM37 131V130H36ZM39 131V130H38ZM206 131V130H205ZM258 131H259V129H258ZM264 131V130H263ZM10 132H12V131H10ZM15 132H18V130L17 131H15ZM24 132V131H23ZM30 133L28 134V136L30 135V134H32L31 133V131H29ZM70 132L72 133V134H70ZM178 132V133H179ZM202 132H204L203 130H202ZM257 132V131H256ZM5 133L6 132H4V133H0L1 134V136H3L2 134H4L5 135ZM14 132H12V134H13ZM27 133V132H26ZM37 133V132H36ZM206 133H207V131H206ZM255 133V132H254ZM187 134H189V135H187ZM257 134V133H256ZM6 135H8L7 133H6ZM22 135H24L23 133H22ZM179 136L181 135L180 133L178 134ZM182 135H185V134H183L182 133ZM253 135V134H252ZM158 136V137H157ZM212 136V135H211ZM233 136V135H232ZM232 136H230V137H228L227 139H229V143L233 146V147H236L238 150H240L241 148L239 147V141H237V139H235L234 137H232ZM256 136V135H255ZM8 137V136H7ZM16 137V136H15ZM257 138H258V134H257V136H256ZM5 138H6V136H5ZM12 138V137H11ZM10 138V139H11ZM19 138V137H18ZM63 138H61L62 140H63ZM68 138V137H67ZM166 138V139H165ZM168 138V139H167ZM176 138V137H175ZM210 138V137H209ZM259 138H261L262 140H261V142H263L264 143V135L262 136V134H261V137H259ZM61 139H59L58 141L59 142H61L60 140ZM154 139L155 140H157V144H153V142L155 143V141H154ZM11 140H13L14 141V137H13V139H11ZM10 140V141H11ZM18 140V139H17ZM170 140V141H169ZM254 140V139H253ZM6 141H8V140H6ZM47 141V142H48ZM153 141V142H152ZM247 141H249V139L247 140ZM255 141V140H254ZM46 142V141H45ZM7 143H9V142H7ZM11 143V142H10ZM41 143V144H42ZM62 143V142H61ZM64 143V142H63ZM75 143V144H74ZM76 143H79V146H80V148L77 146L78 144H76ZM3 144V143H2ZM6 144V143H5ZM58 144V143H57ZM240 144H241V141H240ZM255 144H257V143H255ZM7 145V144H6ZM6 145H5V147H6ZM11 145H12V143L10 144V146L8 145V147H11ZM73 145H75V146H73ZM252 145V144H251ZM65 146V147H66ZM249 146V145H248ZM254 146V145H253ZM1 147H2V145H1ZM4 147V148H5ZM93 147H95V149L96 148H98V150H99V153L101 154L100 156H99V154L97 153V150H95L96 151V153H97V157L99 156V157H101L103 154V152H100L101 150L99 149L100 147H104L106 150H109L110 151V154L106 151V153H108V155H109V158H108V160H107V162L105 163V164H103V165H100L99 166V168H97L96 170H95V167H94V169H92V168H89L90 170H95L94 172H95V174H97V175H95V177L93 176L92 177V175L90 176V177H88V178H86L85 180H84V182H85V184L83 183V182H81L80 181V177L78 178V174L77 175H75L74 176V169L75 168H77L76 167V165L77 166H79V165H81V164H79L78 165V161H79V159H77V157L82 153V155L85 157V154H86V152L87 151H92V152H94V149H93ZM251 147V146H250ZM3 148V147H2ZM7 148V147H6ZM29 148V149H28ZM67 148V147H66ZM65 148V149H66ZM79 148V149H78ZM210 150V151H208V149ZM240 148V149H239ZM28 149V151H26ZM74 149V150H73ZM33 150H34V152H33ZM40 150V151H39ZM42 150V151H41ZM242 150V149H241ZM74 151V152H73ZM83 152H85V154H83ZM92 152H88L89 154L91 153L92 154ZM105 152V151H104ZM95 153V152H94ZM205 153V154H204ZM11 154V155H10ZM75 154V155H74ZM7 155H8V157H7ZM77 155V156H76ZM96 155V154H95ZM95 155H93V157L95 156ZM108 155H107V157H108ZM9 156H10V158H9ZM19 156H20V158L22 157V159H20L19 158ZM81 156V155H80ZM79 156V157H80ZM92 155H90L89 157L90 158H92L91 157ZM104 156H106V154L104 155ZM195 156V157H194ZM212 156V155H211ZM248 156V155H247ZM82 157V156H81ZM80 157V158H81ZM86 157H87V155H86ZM85 157V158H86ZM89 157H87V158H89ZM96 157V158H97ZM7 158V159H6ZM84 158V159H85ZM212 158H213V156H212ZM198 159V158H197ZM197 159H196V161H197ZM76 160H78V161H76ZM81 160V159H80ZM86 160V159H85ZM90 160V159H89ZM89 160H87V161H89ZM82 161H83V158H82ZM86 161V163H88ZM207 161V160H206ZM90 162V161H89ZM85 163V162H84ZM214 163V162H213ZM83 165V164H82ZM98 165V164H97ZM230 165V164H229ZM213 166V165H212ZM80 167H82V166H80ZM79 169V168H78ZM81 169V168H80ZM206 169V167L204 168L203 167V170H205ZM83 170H85L86 171V169H83ZM202 170V169H201ZM248 170V169H247ZM78 171H80V170H78ZM208 171V170H207ZM246 171V170H245ZM249 171V170H248ZM82 172V171H81ZM80 172V173H81ZM88 172H91V171H88ZM83 173V172H82ZM85 173V172H84ZM86 174H87V172H86ZM89 174V173H88ZM87 174V175H88ZM92 174V173H91ZM80 175V174H79ZM77 177V178H76ZM202 177V176H201ZM141 179H143V180H141ZM139 181V182H140ZM230 181V180H229ZM142 183V182H141ZM212 183H214V182H212ZM225 183V182H224ZM223 182H222V184H224ZM228 183V184H227ZM225 185H227V187L224 185H222L220 188L221 189H223V190H220L221 191V193H224L225 194V192H223L224 190H226V189H229V191H232V190H234L235 189V191L236 190H238V191H240L241 192V194H243V196H242V198H243V200H244V202H246V201H248L249 199L248 198H250L249 196L251 195L250 193L248 194V196H247V193L245 192L247 189H246V187L242 184V186L240 185V183H238V181H237V178H236V180L233 178V176H231V182H227ZM87 185V187H85ZM144 185V184H143ZM146 185V184H145ZM204 185V186H203ZM140 186V185H139ZM231 186V187H230ZM144 187V186H143ZM146 187V186H145ZM232 187H234L233 189H231ZM243 187V188H242ZM245 187V188H244ZM213 188V189H212ZM75 189H76V187H75ZM144 190V189H143ZM164 190V191H163ZM191 190H192V188H191ZM212 190V191H211ZM74 191V190H73ZM172 191V190H171ZM170 191V192H171ZM248 191V190H247ZM68 192V193H67ZM100 192V193H101ZM168 192V191H167ZM174 192V193H175ZM188 192V191H187ZM213 192V193H212ZM226 192H228V190H226ZM93 193H94V191H93ZM92 193V194H93ZM97 193H99V192H97ZM173 193V192H172ZM73 194H74V192H73ZM91 194V195H92ZM95 194V193H94ZM167 194V193H166ZM79 195H77V197L79 196ZM99 195V194H98ZM133 195H134V200H132L133 199ZM159 195V196H160ZM169 195V194H168ZM168 195H165V197L164 198H166V196H168ZM218 195H221V194H218ZM74 197H75V194L73 195ZM93 196V195H92ZM96 196H97V194H96ZM95 196V198L96 199H98L97 197ZM143 196V195H142ZM150 196V195H149ZM158 196V197H159ZM162 196V195H161ZM160 196V197H161ZM170 196V195H169ZM169 196H168V198H169ZM94 197V196H93ZM105 197H106V195H105ZM104 197V198H105ZM218 197H220V196H218ZM221 197H222V195H221ZM223 197H224V195H223ZM222 197V198H223ZM76 198V197H75ZM92 198V197H91ZM94 198V199H95ZM99 198H101V197H99ZM145 198H146V196H145ZM153 198H156V197H153ZM152 198V199H153ZM171 198V197H170ZM74 198H72V200H73ZM87 199L84 201V202H86L87 201ZM106 199V198H105ZM162 199H163V196H162ZM167 199V198H166ZM183 199V198H182ZM182 199L179 197V198H177V204H179V207H180V209L182 210V212H179L180 211V209H179V213H183L184 214V205L181 203V201H182ZM225 199H226V196H225ZM92 201H93V199H91ZM90 200V201H91ZM144 200V199H143ZM146 200V199H145ZM154 200V199H153ZM153 200H149V201H153ZM172 200V199H171ZM83 201V200H82ZM107 201V200H106ZM138 201H140L139 199H138ZM148 201V202H149ZM166 201V200H165ZM165 201H162V203L164 202L165 203ZM167 201H168V199H167ZM216 201V200H215ZM218 201V200H217ZM216 201V202H217ZM136 202H137V200H136ZM135 202V203H136ZM150 202V203H151ZM171 202V201H170ZM70 204V206H72V209H70V212L68 211V208H71L70 206H69V204ZM92 205H93V202H90ZM107 203V202H106ZM109 203V204H110ZM146 203V202H145ZM157 203V202H156ZM168 203V202H167ZM167 203L165 204L166 206H167ZM198 203V202H197ZM206 203H208L209 205H206ZM108 204V203H107ZM112 204V203H111ZM114 204V205H115ZM143 202H142V206H143ZM66 205H68L67 207L68 208H66ZM120 205H118V207H121ZM137 205H138V203H137ZM139 205H140V202H139ZM138 205V206H139ZM164 205V204H163ZM84 206V205H83ZM91 206V205H90ZM90 206H87V207H90ZM115 206H117V205H115ZM146 206H148V205H146ZM159 206V205H158ZM162 206V205H161ZM161 206H159L160 208H161ZM176 206V205H175ZM86 207V206H85ZM110 207H111V205H110ZM112 207H114L113 205H112ZM123 207V206H122ZM122 207L121 208H118V209H122ZM130 207H131V205H130ZM144 207V206H143ZM151 207H153V206H151ZM165 207V206H164ZM164 207L162 206V208L164 209ZM178 207V208H179ZM124 208V207H123ZM131 208H133V207H131ZM135 208H136V206H135ZM135 208L132 210V209H130L129 211H124V213H123V217H121V214H122V212H123V209H122V212H121V210H120V212H121V214L119 215V214H117V211L115 210H113L114 212H116V213H114L113 211H112V214L110 215L109 214V217H107V215L106 214H104V215H106V217L108 218V219H111V221L113 220V221H115L116 220V222H118V220H120L119 221V223H117V224H119L121 227H122V225L124 224H120V222H122L121 221V219L122 218H124V219H126V217L127 218H129V217H134L135 218V220L136 221H134V222H136V226H137V224L140 226L141 224H142V226H143V224L145 225V223H139L138 222V219L140 218H138V217H136L137 216V214H135V215H133L131 212H133L134 210H135ZM139 208V207H138ZM141 208V207H140ZM145 208V207H144ZM161 208V210H163ZM187 208V207H186ZM213 208V210H214V207H212ZM1 209H0V211H1ZM74 209H75V207H74ZM90 209V208H89ZM89 209H88V212H89ZM106 209V208H105ZM112 209H116V208H112ZM111 209V210H112ZM142 209V208H141ZM141 209H139L140 211H142ZM93 210V209H92ZM92 210H91V214H92ZM125 210V209H124ZM127 210H128V208H127ZM132 210V211H131ZM138 210V212L137 213H139L140 211ZM147 211L149 210V209H146ZM157 210H159L160 211V209H158L157 208ZM165 210H166V208H165ZM165 210H163V211H165ZM187 210H188V208H187ZM135 211H137V210H135ZM155 209H152V208H150V210L147 212V217H145L144 216V218H146V219H143V220H147V223L146 224H149V227L150 228H147V229H145V231H146V235H145V237H146V239H143V240H141L140 241V239H142V238H144V237H142V238H136V232H134V233H136L135 235L134 234H132V233H127V231H126V229H127V226H126V229L124 228H121L120 226H118V228H117V231L115 232V234L116 233H118V234H116V235H118L117 237H121V240H122V244L120 245L119 244V242H118V244H119V246H120V253H121V255L122 256H124L125 255V257H121V258H124L123 260L125 261L124 262V264L126 263V264H149V263H151V264H162V263H159L160 262V260H162L161 258H160V256L159 257H157L158 255V252H157V249L156 248H154L153 247V245H152V242H150V241H153V239H155V237H156V235L158 234L157 232H158V230H162V228L160 227V229H158V228H155V229H153L152 227V225H153V222H154V224L156 225V220H154V219H157V212L155 213ZM184 211V212H183ZM126 212V213H125ZM143 212V211H142ZM162 212V211H161ZM165 212H167V211H165ZM164 212V213H165ZM207 212H208V214H207ZM87 213V212H86ZM96 213H98V212H96ZM100 214L102 213V212H99ZM98 213V214H99ZM106 213H107V211H106ZM119 213V212H118ZM133 213H136V212H133ZM145 213V212H144ZM144 213H142L141 215H143ZM178 213V214H179ZM186 213H188V212H185V214ZM1 214V213H0ZM84 214H85V212H84ZM90 214V215H91ZM146 214V213H145ZM158 214H160L161 215V213H158ZM240 217L242 218V221L244 220V211L243 210H241L240 211ZM82 215V214H81ZM103 215V214H102ZM140 215V216H141ZM155 215H156V217H155ZM166 215V214H165ZM169 215V214H168ZM214 215V214H213ZM4 216V217H3ZM95 216V215H94ZM93 215H92V217H94ZM99 216V215H98ZM164 216V215H163ZM175 216H176V214H175ZM181 217H184L185 218V222L187 223V221L189 222V220H191L190 218H191V216H190V213L189 214H187V216L185 217V216H182V214L180 215ZM190 216V217H189ZM0 217V218H1ZM81 217H83V216H81ZM85 217H89V216H85ZM91 217V218H92ZM141 217H143V216H141ZM155 217V218H154ZM161 217V216H160ZM181 217H179V218H181ZM1 218V219H2ZM90 218V217H89ZM98 218V217H97ZM99 218H102V217H99ZM99 218L97 219V220H99ZM134 218H132L133 220H134ZM164 218V217H163ZM162 218V219H163ZM184 218L182 219V220H184ZM240 218V219H241ZM1 219H0V222H1ZM81 219V218H80ZM93 219V218H92ZM92 219L90 220L91 222H93V224L91 223H89V220H84L83 222L81 221V220H79V221H81L82 222V225H83V228H82V232L83 233H85V234H89L92 238H93V242H94V245L95 246H93V245H86L85 246V251H86V247L87 246H92V249L94 250V252L96 251L97 253H98V251L99 250H106L107 249V247H106V249H105V246L107 245H110L109 243H110V238H113V237H110L109 238V241H107L108 240V237H107V240H105L104 239V237H106L107 236V233L108 232H106V236H104L103 237V235H102V237L103 238H101L98 234L99 233H97V231H100L98 228H96L97 226L98 227H100L99 226V224L97 223V222H95V221H92ZM103 219V218H102ZM101 219V220H102ZM118 219V220H117ZM161 219V218H160ZM171 219V218H170ZM95 220H96V217H95ZM127 220V219H126ZM131 220V219H130ZM141 220V219H140ZM150 221V223H148L149 221ZM125 221V220H124ZM132 221V220H131ZM130 221V222H131ZM175 221H177V220H175ZM180 221V220H179ZM192 222H194L193 221V218H192V220H191ZM95 222V223H94ZM103 222V221H102ZM108 222L109 223H111L109 220H108ZM126 222V221H125ZM130 222H127L126 223V225L128 224V226L130 225ZM213 222H214V219H213ZM233 222V221H232ZM245 222V220L243 221V223ZM2 223V222H1ZM7 223V224H8ZM100 223V222H99ZM157 223H159V222H157ZM166 223V222H165ZM243 223H242V225H243ZM5 224V223H4ZM4 224H2V225H4ZM79 224H80V222H79ZM96 224H98L97 226H96ZM116 224V225H117ZM131 224H132V222H131ZM134 225H135V223H133ZM161 224H162V222H161ZM160 224V226H162ZM179 224V223H178ZM246 224V223H245ZM244 224V225H245ZM1 225V224H0ZM105 225V224H104ZM109 225V224H108ZM107 225V226H108ZM154 225V226H155ZM185 225V224H184ZM187 225V224H186ZM96 226V227H95ZM114 226V225H113ZM147 226V225H146ZM145 226V227H146ZM157 226V225H156ZM168 226V225H167ZM260 226L263 228L264 227V220L262 221V223L260 224ZM79 227H80V225H79ZM102 227V226H101ZM101 227H100V229H101ZM125 227V226H124ZM130 227V226H129ZM129 227H128V229H129ZM57 228H59V229H57ZM109 228V227H108ZM116 228V227H115ZM114 228V229H115ZM136 228H138V226L136 227ZM135 228V229H136ZM141 228V227H140ZM138 229V231L139 230H141V229ZM152 228V229H151ZM241 228V227H240ZM245 228V227H244ZM60 229H64V231H66V238L65 237H63L64 235H65V233L64 232H62L64 235L63 236H59V237H61V238H63V241H61V243L59 244V246H57V244L55 243V244H53V243H44V241L45 240H42L43 238H42V236H40L41 234L40 233H44V231H47V233H49V235L47 234V236H49V240H50V242H51V240L53 241L54 239L55 240H57V242H58V237L57 238H55L54 237V235L56 236V234L58 233V231L56 232V230H60ZM103 229V228H102ZM143 229V228H142ZM192 229V228H191ZM238 229V228H237ZM248 229H250V228H248ZM264 229V228H263ZM105 230V229H104ZM130 230V229H129ZM137 230V229H136ZM160 230V231H161ZM166 230V229H165ZM186 230V229H185ZM190 230V229H189ZM242 230V229H241ZM246 231H249V230H247V229H245ZM251 230V229H250ZM49 231V232H48ZM50 231H51V233H52V237H54V239L53 238H50ZM63 231V230H62ZM80 231V232H79ZM134 231V230H133ZM145 231H143V233L145 232ZM197 231H199V230H197ZM12 232V231H11ZM14 232H15V234H14ZM60 232H61V230H60ZM59 232V234L61 235V233ZM162 232V231H161ZM242 232V231H241ZM243 232H245L244 230H243ZM43 233H42V235H43ZM102 233H103V230H102ZM195 233V232H194ZM232 233H234V230H233V232ZM237 233V232H236ZM246 233H248V232H246ZM252 232H250L249 233V235L251 234ZM40 234V235H39ZM58 234V235H59ZM113 233H111L110 235H112ZM127 234V235H126ZM132 234V235H131ZM159 234H160V232H159ZM198 234V233H197ZM45 235V234H44ZM57 235V236H58ZM84 235V234H83ZM109 235V234H108ZM124 235H126V236H124ZM130 235V236H129ZM134 235V236H133ZM138 236H140L139 235V233L137 234ZM161 235V234H160ZM232 236H233V234H231ZM234 235H235V233H234ZM237 235V234H236ZM247 235V234H246ZM18 236V237H17ZM47 236L45 235V237L44 238H46V240L48 239L47 238ZM68 236V237H67ZM114 236V235H113ZM245 236V235H244ZM120 237L119 238H117L118 239V241H119V239H120ZM122 237H124V238H122ZM141 237V236H140ZM199 237V236H198ZM236 237V236H235ZM248 237V236H247ZM250 237V236H249ZM32 238L33 239H35V240H39V241H37V243H40V241L42 242L43 241V243L44 244H46V245H49V247L47 248V247H45V246H43V247H39L38 249L36 248V243H34V241L35 240H32ZM90 238V237H89ZM116 238V237H115ZM157 238V237H156ZM165 238V237H164ZM65 239V240H64ZM83 238H80V241L82 240ZM116 239V240H117ZM150 239V240H149ZM157 239H159V238H157ZM207 239V238H206ZM29 240H31V241H29ZM54 240V241H55ZM60 240V239H59ZM62 240V239H61ZM72 242H70V241ZM121 240H120V242H121ZM156 240V239H155ZM236 240V239H235ZM21 241H24L23 243H21ZM158 241V240H157ZM211 243H214V242H212V241H214V238L212 239V240H209ZM45 242H49V241H45ZM92 242V243H93ZM114 242V241H113ZM117 242V241H116ZM115 242V243H116ZM150 242V244L148 245V243ZM154 242H156V241H154ZM218 242V241H217ZM73 243H75L76 244V246L77 247H73V245L71 246V244H73ZM80 243V242H79ZM88 243V242H87ZM90 243V242H89ZM157 243V242H156ZM162 243V242H161ZM210 243V244H211ZM7 244H8V242H7ZM35 245V247H33L34 245ZM82 244V243H81ZM140 244L142 245L141 247H143V246H145V245H148V247H149V249H146V250H149L148 252H147V254L148 255H150V257L147 255V257H149V258H147L146 259V256H145V258H143V256L141 255V250L142 249H139V248H141L140 247ZM40 245H43L42 243H40V244H38V246H40ZM112 245V244H111ZM110 245V247H111V249H112V246ZM113 245H115V247H116V244H113ZM158 245V244H157ZM5 246H6V243H5ZM22 246V245H21ZM32 246V247H31ZM150 246H152V247H150ZM4 247V246H3ZM25 247V246H24ZM28 247V248H29ZM45 247V248H44ZM67 247H65L66 248V252H64V254H63V256L65 255V253L67 254V249H69V248H67ZM73 247V248H72ZM109 247V246H108ZM114 247V246H113ZM147 246H145V247H143L144 249L146 248ZM214 247V246H213ZM26 248V247H25ZM45 249L46 251H47V253H46V255H50V256H47L48 257V259H46L47 257L45 256V252L44 251H42V252H40L42 249ZM47 248V249H46ZM61 248H63L62 246L60 247V249ZM91 248V247H90ZM118 248V247H117ZM211 248V247H210ZM37 249V250H36ZM64 249V248H63ZM89 249V248H88ZM115 249V248H114ZM33 250H31V252L33 251ZM65 250V249H64ZM77 250V249H76ZM92 250V251H93ZM117 250V249H116ZM116 250H114V251H116ZM118 250V251H119ZM154 250V251H153ZM10 251V250H9ZM37 251H39L38 253H37ZM52 252V250L51 249H49V252ZM62 250H60V251H58V252H61ZM89 251V250H88ZM156 251V252H155ZM159 251V250H158ZM163 251H165V250H163ZM212 251V250H211ZM12 252V251H11ZM44 252V253H43ZM58 252L56 253V254H58ZM63 252V251H62ZM71 252H73L72 250H71ZM71 252H69L70 253V256L68 255V256H66L64 259L65 260H67L66 258H68L69 257V259H70V257H71ZM77 252H78V250H77ZM76 252V253H77ZM87 252V251H86ZM85 252V253H86ZM91 252V251H90ZM106 253H107V251H105ZM207 252V251H206ZM214 252V251H213ZM212 252V255L214 254ZM230 252H232V251H230ZM42 253V255H41V257L43 258V259H41V258H37V256L38 255H40ZM54 253H55V251H54ZM89 253V252H88ZM92 253V252H91ZM111 253H114V252H111ZM119 253V252H118ZM117 253V254H118ZM157 253V254H156ZM160 253V252H159ZM38 254V255H37ZM59 254H61V253H59ZM79 254V253H78ZM95 254V253H94ZM117 254H115L116 255V257H118L117 256ZM143 254V253H142ZM232 254V253H231ZM31 255V254H30ZM36 255V256H35ZM91 255V254H90ZM93 255V254H92ZM97 254H95V256H96ZM103 255V254H102ZM101 255V256H102ZM109 255H111V254H109ZM163 255V254H162ZM211 255V256H212ZM234 255V254H233ZM43 256H45V257H43ZM58 256H60V255H58ZM94 256V257H95ZM100 256V255H99ZM108 256V255H107ZM132 256V257H131ZM77 257V256H76ZM88 257V256H87ZM92 258V259H96V257L95 258ZM103 257H105V256H103ZM109 257V256H108ZM112 257H113V255H112ZM115 257V256H114ZM143 258L142 260H140V258ZM165 257V256H164ZM31 258V257H30ZM89 258H91V257H89ZM106 258V257H105ZM121 258H119V259H121ZM159 258V259H158ZM213 258H214V255H213ZM233 258H234V256H233ZM36 259V260H35ZM57 259H60V258H58L57 257ZM63 259V260H64ZM73 259H74V257H73ZM76 259V258H75ZM84 259H87V258H85V255H84ZM92 259H91V261H92ZM98 259V258H97ZM144 259H145V261H144ZM166 259H167V257H166ZM6 260V259H5ZM56 261V263H54V261ZM65 260L63 261L64 262V264L66 263L65 262ZM28 261V262H29ZM61 261V260H60ZM67 261H69V260H67ZM77 262L79 261V260H76ZM83 261V260H82ZM90 261V260H89ZM101 261V260H100ZM105 261V260H104ZM150 261V262H149ZM159 261V262H158ZM163 261V260H162ZM161 261V262H162ZM168 261V260H167ZM72 262H73V260H72ZM75 262V261H74ZM85 262H87V261H85ZM92 262H94V261H92ZM115 261H113V263H114ZM117 262V261H116ZM121 262V261H120ZM123 262V261H122ZM149 262V263H148ZM165 262H166V260H165ZM4 263V262H3ZM71 263V262H70ZM95 263V262H94ZM106 263H108V261L106 262ZM111 263V262H110ZM113 263H111V264H113ZM164 263V262H163ZM11 264V263H10ZM57 264H59V261H58V263ZM77 264V263H76ZM79 264H80V262H79ZM84 264V263H83ZM109 264V263H108ZM165 264V263H164ZM166 264H167V262H166ZM233 264V263H232Z\"/></svg>",
    "mask_w": 264,
    "mask_h": 264
}]
</instances>
